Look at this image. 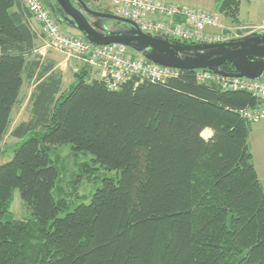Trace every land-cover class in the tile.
<instances>
[{
  "label": "trees",
  "instance_id": "1",
  "mask_svg": "<svg viewBox=\"0 0 264 264\" xmlns=\"http://www.w3.org/2000/svg\"><path fill=\"white\" fill-rule=\"evenodd\" d=\"M218 3L240 27L241 0ZM32 20L26 0H0V159L24 84L33 87L30 117L11 131L19 146L0 165V264H264V189L242 116L260 101L200 84L197 70L110 91L83 61L65 94ZM64 145L117 173L74 209L58 185ZM15 190L26 221L11 217Z\"/></svg>",
  "mask_w": 264,
  "mask_h": 264
},
{
  "label": "built area",
  "instance_id": "2",
  "mask_svg": "<svg viewBox=\"0 0 264 264\" xmlns=\"http://www.w3.org/2000/svg\"><path fill=\"white\" fill-rule=\"evenodd\" d=\"M26 2L47 37V48L63 52L69 58L80 59L89 66L102 70L103 80L110 91H118L133 78H139V82L164 84L180 74L179 69L164 67L137 57L124 46H94L82 38L70 37L62 32L43 0ZM112 13L134 22L145 34L162 35L172 42L199 45L221 44L238 39L235 38V31L230 28L218 35L209 32L222 28L219 14L156 0H113ZM196 77L200 84L212 82L225 91H246L252 94L260 101V105L244 110L242 116L250 123L264 121V79L230 77L205 70H197Z\"/></svg>",
  "mask_w": 264,
  "mask_h": 264
},
{
  "label": "water",
  "instance_id": "3",
  "mask_svg": "<svg viewBox=\"0 0 264 264\" xmlns=\"http://www.w3.org/2000/svg\"><path fill=\"white\" fill-rule=\"evenodd\" d=\"M54 18L94 46L121 45L146 60L179 70H209L257 80L264 76V32L221 44H184L143 33L132 21L100 12L84 0H45ZM230 63L235 72L221 68Z\"/></svg>",
  "mask_w": 264,
  "mask_h": 264
},
{
  "label": "rangeland",
  "instance_id": "4",
  "mask_svg": "<svg viewBox=\"0 0 264 264\" xmlns=\"http://www.w3.org/2000/svg\"><path fill=\"white\" fill-rule=\"evenodd\" d=\"M196 1V0H192ZM101 5L111 4V0H100ZM208 4V3H202ZM98 3L92 5L96 8ZM206 9H210L208 7H204ZM219 3L213 4V7L209 10L210 13L213 14H221L219 11ZM250 18L251 23L256 24L251 27L244 26H236L232 24L230 21L224 22V26L226 28H230L237 34L235 38H244L248 37L255 33H260L264 31V0H242V20L244 24L248 23V18ZM223 20V17L220 18ZM61 30L71 36L80 37L78 32L75 30L68 28L62 24H60ZM45 41L40 43L41 47H44L42 50L43 53L49 52L51 57L57 61L58 65H62L65 68L64 72V80H63V92L68 94V91L76 85V79L74 77L73 72L69 70L70 61L76 60L74 57L69 58L66 54L60 51L51 50L47 47V38ZM42 45V46H41ZM264 79V76L262 77ZM32 92V84L25 83L21 93L22 102L17 105L14 109L12 115V126L9 133L6 135L4 141L1 143L2 148V157L0 159V165L10 162L14 156V152L16 148H18L19 140H15L11 136V131L18 126L21 122L26 121L30 117V108H29V98ZM257 123H252L250 126H256ZM20 143V142H19ZM58 156H59V168H60V181L58 183L61 186V190L68 195V202L71 205V208L85 204H90L92 200V196L96 192V190L102 185L101 180L103 178H116V172H108L100 165H95L93 163V157L88 154H80L75 156L73 151L71 150L70 145H64L58 148ZM55 157V156H54ZM53 157V158H54ZM89 166L90 169L85 166ZM11 217L15 220L26 221L31 217V212L28 209L27 205L22 201L20 197V192L15 190L13 192V198L11 202ZM61 216H64L62 214Z\"/></svg>",
  "mask_w": 264,
  "mask_h": 264
},
{
  "label": "crops",
  "instance_id": "5",
  "mask_svg": "<svg viewBox=\"0 0 264 264\" xmlns=\"http://www.w3.org/2000/svg\"><path fill=\"white\" fill-rule=\"evenodd\" d=\"M112 1L111 0V4H107V5H101L99 6L100 4V1L99 2H95L98 3V5H96V10L98 9V11L100 12H103L105 10H110L112 11ZM156 1H159V2H163V3H166V4H170V5H176V6H184V7H189V8H192V9H196V10H201V11H206V12H209V10L213 7V4L215 3H218V0H196V1H192V0H156ZM250 1V0H248ZM202 3H208V4H202ZM92 6V4H91ZM204 7H208L210 8L209 10ZM95 9V8H94ZM219 9V8H218ZM221 17H223V20H221V25H222V28H219V29H215V30H210L209 32L212 33V34H223L224 33V27H223V24L224 22H228L230 20L228 19H225L224 16L221 14ZM250 18H248V23L244 24L243 20H242V0H241V9H240V16H239V20H240V26H244V27H251V26H254L256 24H253L251 23L250 21ZM33 21V26H34V29L35 31L38 33V34H41L42 33V29L40 27V25L38 24V22H36V20H32ZM231 22V21H230ZM225 25V24H224ZM71 36V35H69ZM73 37H77V36H73ZM46 39H42V41H45ZM42 46V45H41ZM43 49L39 50V52L42 54L43 57L47 58V59H51L52 61H55L51 55L49 54V52H47L46 54L42 52V50H44L45 46L44 47H41ZM47 48V47H46ZM49 49V48H48ZM52 50V49H51ZM46 51V50H44ZM76 59V58H75ZM56 62V67L58 69H60L62 72H63V75H64V72H65V68L62 65H58L57 61ZM70 68L69 70L71 72L76 73L77 71H79L81 68H83V63L80 59H76V60H71L70 61ZM99 68H95V69H91V78L92 79H103L104 75H103V72L102 70H98ZM33 88V87H32ZM212 132L210 130H205L203 132V136L204 138L206 139H210L212 137ZM249 146H250V149H251V153H252V156H253V162H254V165H255V169H256V172H257V175L263 185V189H264V121L263 122H260V123H257L256 126H250V135H249Z\"/></svg>",
  "mask_w": 264,
  "mask_h": 264
},
{
  "label": "bare ground",
  "instance_id": "6",
  "mask_svg": "<svg viewBox=\"0 0 264 264\" xmlns=\"http://www.w3.org/2000/svg\"><path fill=\"white\" fill-rule=\"evenodd\" d=\"M47 38V37H46ZM170 68V67H169ZM174 69H176V68H174ZM181 71V70H180Z\"/></svg>",
  "mask_w": 264,
  "mask_h": 264
}]
</instances>
